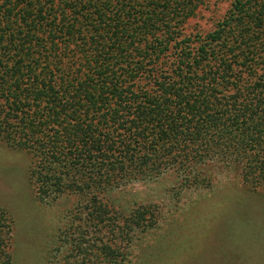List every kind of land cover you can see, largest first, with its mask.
Here are the masks:
<instances>
[{"label":"trees","instance_id":"obj_1","mask_svg":"<svg viewBox=\"0 0 264 264\" xmlns=\"http://www.w3.org/2000/svg\"><path fill=\"white\" fill-rule=\"evenodd\" d=\"M211 1L0 0V149L23 158L37 201L73 199L44 264H124L153 224L109 198L127 183L171 171L206 187L217 166L264 196V0H224L208 32L186 34Z\"/></svg>","mask_w":264,"mask_h":264},{"label":"rangeland","instance_id":"obj_2","mask_svg":"<svg viewBox=\"0 0 264 264\" xmlns=\"http://www.w3.org/2000/svg\"><path fill=\"white\" fill-rule=\"evenodd\" d=\"M225 9L224 0L209 2L187 20L185 33L208 32ZM22 162L0 149V169L11 182L0 179V203L9 205L15 229L10 264H44L73 199L37 201L23 178ZM205 176L208 186H195L167 171L109 194L125 213L138 207L152 213L153 224L133 235L124 264H264V196L245 193L233 170L211 166Z\"/></svg>","mask_w":264,"mask_h":264}]
</instances>
